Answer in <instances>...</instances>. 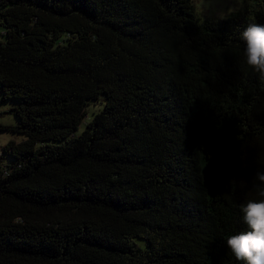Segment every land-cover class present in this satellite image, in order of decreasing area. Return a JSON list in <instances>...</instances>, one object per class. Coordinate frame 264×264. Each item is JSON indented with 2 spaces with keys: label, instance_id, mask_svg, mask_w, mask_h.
<instances>
[{
  "label": "trees",
  "instance_id": "obj_1",
  "mask_svg": "<svg viewBox=\"0 0 264 264\" xmlns=\"http://www.w3.org/2000/svg\"><path fill=\"white\" fill-rule=\"evenodd\" d=\"M254 1L212 24L191 0H0V132L25 137L0 150V264H243L226 240L264 198Z\"/></svg>",
  "mask_w": 264,
  "mask_h": 264
},
{
  "label": "clouds",
  "instance_id": "obj_2",
  "mask_svg": "<svg viewBox=\"0 0 264 264\" xmlns=\"http://www.w3.org/2000/svg\"><path fill=\"white\" fill-rule=\"evenodd\" d=\"M245 44L244 56L249 67L264 83V24L249 23L240 34ZM259 196L264 197V171L257 170ZM243 222L247 230L227 238L226 244L237 261L243 264H264V198L249 200L242 206Z\"/></svg>",
  "mask_w": 264,
  "mask_h": 264
},
{
  "label": "rangeland",
  "instance_id": "obj_3",
  "mask_svg": "<svg viewBox=\"0 0 264 264\" xmlns=\"http://www.w3.org/2000/svg\"><path fill=\"white\" fill-rule=\"evenodd\" d=\"M193 12L200 23L216 24L227 18L232 13H245L256 7L254 0H191ZM252 8V9H251ZM3 29L0 27V40H3ZM17 105L14 100L2 101L0 96V124L15 125L17 123L16 116L10 112V109ZM103 108V102H96L87 105L88 115L82 121L79 129L73 132V135H79L85 128L86 123L92 119L94 114ZM24 135L14 134L11 132H0V150L2 146L10 141L20 142L24 140ZM1 156V154H0ZM9 164L11 159L8 156H3L0 159V164ZM138 245L144 246V242L137 240Z\"/></svg>",
  "mask_w": 264,
  "mask_h": 264
}]
</instances>
